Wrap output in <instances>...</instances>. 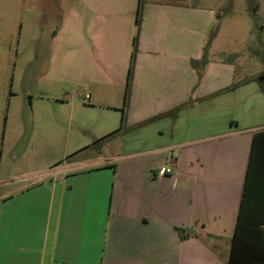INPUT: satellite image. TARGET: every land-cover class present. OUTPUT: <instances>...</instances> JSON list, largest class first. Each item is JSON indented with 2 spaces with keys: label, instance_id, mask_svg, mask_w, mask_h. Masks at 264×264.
<instances>
[{
  "label": "crops",
  "instance_id": "crops-1",
  "mask_svg": "<svg viewBox=\"0 0 264 264\" xmlns=\"http://www.w3.org/2000/svg\"><path fill=\"white\" fill-rule=\"evenodd\" d=\"M215 24L182 0H74L33 104L29 139L51 156L31 180H0V264H227L264 86L207 54L198 76Z\"/></svg>",
  "mask_w": 264,
  "mask_h": 264
},
{
  "label": "rangeland",
  "instance_id": "rangeland-1",
  "mask_svg": "<svg viewBox=\"0 0 264 264\" xmlns=\"http://www.w3.org/2000/svg\"><path fill=\"white\" fill-rule=\"evenodd\" d=\"M182 1L215 11L217 31L207 46L209 58L234 62L237 80L264 71V0ZM73 3L0 0V180L7 183L41 175L30 161L51 156L42 143L36 147L29 139L35 129L33 104L48 91L46 65ZM64 149H51L52 156L63 159Z\"/></svg>",
  "mask_w": 264,
  "mask_h": 264
},
{
  "label": "trees",
  "instance_id": "trees-1",
  "mask_svg": "<svg viewBox=\"0 0 264 264\" xmlns=\"http://www.w3.org/2000/svg\"><path fill=\"white\" fill-rule=\"evenodd\" d=\"M140 18L141 3L139 2L135 15L137 31L140 25ZM216 31L217 25L215 24L209 32L203 55L198 60H191V64L197 71L198 76H200L206 62L207 46ZM136 47L137 43L135 36L132 42V50L127 71L121 124L117 130L119 133L128 131V128H125L124 111L129 96ZM261 79L264 80V71L254 78L263 90V86L260 81ZM238 85V82H233L224 90H232ZM182 106L183 105H179L175 109L171 110L169 114L173 117L176 116ZM162 116L163 114L156 115L143 121L141 124L151 122ZM175 229L181 237L187 236L186 233H183L182 228L176 227ZM227 264H264V128L254 131L252 135L240 201L230 242Z\"/></svg>",
  "mask_w": 264,
  "mask_h": 264
},
{
  "label": "built area",
  "instance_id": "built-area-1",
  "mask_svg": "<svg viewBox=\"0 0 264 264\" xmlns=\"http://www.w3.org/2000/svg\"><path fill=\"white\" fill-rule=\"evenodd\" d=\"M171 170L169 167H162L158 170V174L160 175H165L167 173H169Z\"/></svg>",
  "mask_w": 264,
  "mask_h": 264
}]
</instances>
